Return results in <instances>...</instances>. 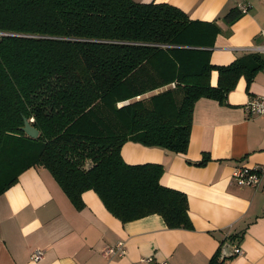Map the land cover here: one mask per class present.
I'll return each mask as SVG.
<instances>
[{
  "label": "trees",
  "instance_id": "trees-1",
  "mask_svg": "<svg viewBox=\"0 0 264 264\" xmlns=\"http://www.w3.org/2000/svg\"><path fill=\"white\" fill-rule=\"evenodd\" d=\"M218 31L164 2L0 0V194L42 167L77 208L92 189L122 221L157 213L188 226L186 195L159 182L162 165L129 164L120 149L130 139L183 152L194 102L223 101L241 75L250 83L264 68L259 53L213 65ZM24 118L37 137L21 130ZM208 264H227L220 248Z\"/></svg>",
  "mask_w": 264,
  "mask_h": 264
},
{
  "label": "crops",
  "instance_id": "crops-1",
  "mask_svg": "<svg viewBox=\"0 0 264 264\" xmlns=\"http://www.w3.org/2000/svg\"><path fill=\"white\" fill-rule=\"evenodd\" d=\"M134 1L169 3L191 20L215 23L219 31L208 46L213 65L264 56L256 49L264 45V0ZM238 3L247 11L227 22L225 14ZM217 77L211 70V85ZM246 80L241 75L223 101L202 96L194 102L183 152L130 139L121 146L129 164L162 165L159 182L186 195L188 226L169 227L157 213L122 221L92 189L82 192L77 208L48 169L30 167L0 194V264H142L147 255L170 264H208L224 244L232 246L225 249L227 264H264V178L254 188L231 177L236 166L264 165V115L243 109L251 95L264 94V68ZM118 241L125 254L104 253ZM37 249L42 256L34 260Z\"/></svg>",
  "mask_w": 264,
  "mask_h": 264
},
{
  "label": "built area",
  "instance_id": "built-area-1",
  "mask_svg": "<svg viewBox=\"0 0 264 264\" xmlns=\"http://www.w3.org/2000/svg\"><path fill=\"white\" fill-rule=\"evenodd\" d=\"M237 8L242 11H247V5L245 3H238ZM3 34V32H0ZM257 50L264 53V45L256 47ZM172 85H174L172 83ZM245 113L249 116L264 115V94L251 95L243 105ZM231 177L241 186H252L257 188L262 178H264V165H254L252 167L236 166L232 169ZM126 249L123 241H118L114 246H108L105 250V254L123 255ZM234 252L236 254H242L243 249L235 247ZM32 259L38 260L42 256L40 249L35 250L32 254ZM142 264H170L167 259L158 260L153 255L143 256L140 259Z\"/></svg>",
  "mask_w": 264,
  "mask_h": 264
},
{
  "label": "water",
  "instance_id": "water-1",
  "mask_svg": "<svg viewBox=\"0 0 264 264\" xmlns=\"http://www.w3.org/2000/svg\"><path fill=\"white\" fill-rule=\"evenodd\" d=\"M24 124L21 127V130L25 132L27 135H29L32 138H35L38 136V129L34 127L26 118L23 119ZM228 248L230 251H232V246L229 244H224L221 252V256L224 257V254H226L225 249Z\"/></svg>",
  "mask_w": 264,
  "mask_h": 264
},
{
  "label": "rangeland",
  "instance_id": "rangeland-1",
  "mask_svg": "<svg viewBox=\"0 0 264 264\" xmlns=\"http://www.w3.org/2000/svg\"><path fill=\"white\" fill-rule=\"evenodd\" d=\"M3 34H4V33H3ZM6 34H8V33H6ZM0 35H2V34H0ZM172 83H173V82H172ZM172 83H170L169 85H171ZM166 87H168V85H167V86L160 87V88L156 89V90L153 91V92L163 90V89H165ZM150 93H152V92H147L146 94H144V95H142V96L149 95ZM142 96H141V97H142ZM126 102H127V100H125V101H121V102H118V105L120 106V105H122V104H125Z\"/></svg>",
  "mask_w": 264,
  "mask_h": 264
}]
</instances>
